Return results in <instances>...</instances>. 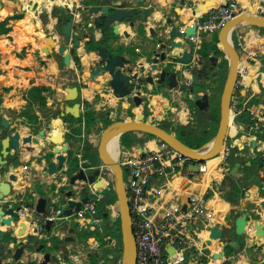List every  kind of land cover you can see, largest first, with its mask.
I'll return each instance as SVG.
<instances>
[{
	"label": "crops",
	"instance_id": "crops-1",
	"mask_svg": "<svg viewBox=\"0 0 264 264\" xmlns=\"http://www.w3.org/2000/svg\"><path fill=\"white\" fill-rule=\"evenodd\" d=\"M235 1L240 6L238 14L244 12L246 16H264V0ZM32 2H35L36 7L30 10ZM98 2L99 0H69L64 3L62 0H41L40 2L37 0H0V23L5 20L3 26L0 24V118L5 117L7 122L16 125L21 137L27 134H37L41 129H44L47 135H51L57 128H60L63 131L64 141L67 143V150L63 152L67 157L66 162L53 174L47 173L48 163L54 160L55 156L52 149L53 144H50L48 140H44L40 146L34 143H22L20 140L19 149L13 155L7 156L5 165L0 164V179L5 176L11 184L9 194L3 201H0V204L4 209L12 206L15 211L14 220L9 225H5L6 253L4 256L7 255V257H0V264L4 262H6L5 264L39 263L43 260V254L47 252L44 251L45 248L52 247L54 237L60 239L63 237L64 239L65 236H71L72 239L69 241L73 240L75 232L73 224H78L79 229H84L87 232H92L95 229L96 225L92 228L94 215L78 219L72 209L74 213L70 216L64 214L61 218L50 219L48 229H46V221L43 228V234L46 237L38 239V242L44 244L42 250L36 251L38 243L27 245L19 262L13 261L11 258L17 243L35 230V220L39 215L35 210V205L39 198L46 199L45 209L60 207L64 213V210L68 208V199L80 201L84 196L89 198L97 193L101 195L99 198L101 201L104 191L108 188H111L115 194V174L109 166L104 164L99 152L100 136L108 126H104L100 115L108 118L111 123L129 118L128 116L131 114L136 116L140 113L144 114V112V116L153 119L155 123L165 124L168 121L169 124L186 125L194 121L193 103L190 104L186 100L188 95L186 91L182 92L176 89L168 91L165 83L155 86L152 81L147 80L148 75H151L153 79L158 78L161 68L151 69L153 57L157 52L163 51L160 49V43L156 41V38L159 37L157 34H163V43H166V46L172 41L181 40L180 46L167 48V53L171 56L179 55L188 49V41L194 43L192 55L194 59L202 60L208 71V76L202 79V85L195 87L194 90L199 94L207 91L209 100H211V95L216 92L215 80L219 64L223 60L230 63V56L224 51L218 39L221 28L228 21L214 33L197 32L195 28V31L190 34L174 36L171 34V30L174 28L177 32H183L195 26L201 18L197 17L199 11L193 12V9L201 0H145L139 5L141 8L149 9L145 24L132 27L129 23L120 22L117 34L110 30L105 35H101L99 29L90 26L92 15L88 13V7ZM108 3L111 6L122 5L127 8L134 4L130 0H108ZM58 4H63L64 8H68L69 16L74 21L72 32L82 37L76 48H71L69 44H66L67 51L70 53L69 65L63 63V57L58 52L47 55L42 50V47L49 44L47 38L49 35L53 37L56 44L62 45L60 29L55 26L58 14L53 13V8H56ZM42 7H45V11H41ZM16 13L21 17L11 18ZM160 17H162L163 23L167 17L172 19L171 24L165 25L163 30L159 29V25L156 23ZM4 28L9 29L4 30ZM150 28H154V35L150 34ZM90 39L97 41L107 50H114V54H121L131 60V63L126 66H133L132 73L138 74L134 78L132 93H139L142 96V102L139 105H135L130 98H116L112 94L107 85L109 79L107 72L98 74L92 79L89 78L95 68V62L98 60L96 50L88 47L87 42ZM228 39V35H226V41L230 42ZM238 41L242 43L241 47L237 45ZM230 43L239 52V64L245 65L247 69L244 86L238 89L243 99L236 95L234 100L236 102L239 99L241 105L235 109L234 102L232 103L234 112L230 116L232 119L228 127L227 138L231 139V143L237 147V150L233 151L231 155L236 158L235 161L242 163L247 160L251 162L253 153L262 156L264 160V136L259 138L254 134L259 123H262L261 126L264 128V28L251 25L249 20L243 19L234 27ZM214 45L222 54L214 53ZM202 50H205L206 56L203 55ZM75 56L78 57L79 62H76ZM194 63L195 60L183 65L176 62V66L185 68L189 77L188 74L194 68L199 67L197 63ZM71 86L78 87L77 101L81 104L80 115L84 113L86 106L94 114V120L87 129L82 121L76 122L66 119V115L60 116V111L73 103L72 101L58 100L64 98L66 87ZM32 87L45 88L40 93L43 97L42 104L39 100L29 99V90ZM213 87H215L214 91L211 89ZM209 89L212 90V93ZM241 89L244 91L241 92ZM29 102L31 105L26 108ZM242 110L247 111L244 120L240 117ZM236 116H238L237 119ZM71 129L78 131L72 132ZM124 133H131L128 136L130 143L123 144L121 135L119 136L121 148L118 150V157L115 154L116 150L111 146L113 142L110 145L108 143V148L106 147L108 156L117 160L119 164V158L123 156L124 151L134 155L141 149L140 144L145 142V136L138 131ZM6 135L7 130L0 126V137ZM252 138L259 142L256 148L251 147L250 140ZM212 143L209 144V149L212 147ZM10 150L13 149L10 148ZM94 151L100 159L99 164L89 159ZM214 158L217 159L207 160L208 169L205 172L198 173L192 178H183L184 185L181 188L174 184L175 177L169 180L153 179L151 189L157 195L159 206L183 205L187 202L190 194L205 195L207 206L212 211V217L207 228L203 229L201 221L198 223L199 229L202 230L200 232L201 241L207 254L203 259L204 263L240 264L241 260L251 259L252 262L261 261L264 264V242L260 244L255 240L252 229H247V233L243 236H237L234 233V219L242 211L247 213L249 222L258 219L264 224V164L260 166L259 182L251 184L244 191L241 200H245L247 204L243 208L240 203L235 205L230 203L222 197L218 188H213V183H219L224 174L229 171L228 163L222 164L218 155ZM85 161L89 164V167L85 169L87 174L100 168L101 174L96 179L97 183L89 185L77 181L75 184H70L69 166L72 163L80 164ZM241 175L240 171L235 174L237 177ZM208 190H211V194L206 196ZM69 191L71 194L67 195ZM101 203L99 210L101 212L108 211L111 215L110 209L114 207L115 202L109 201L108 197L107 201ZM237 212L238 215H236ZM7 217L8 215L5 214L1 216V219ZM106 217L111 220L109 216ZM95 219L97 221L94 224H98L97 227H99L103 216ZM99 221L101 222L99 223ZM212 224H216L224 231L229 230L231 237L227 236V233V238H236L242 241V250L238 257H233L232 249H230L228 254H224L221 259L213 258V254L219 252L221 248L217 240H210L207 243L209 228ZM249 224L251 226V223ZM21 229L22 233H19ZM50 251V255L56 258L54 254L56 250L51 249ZM50 261L47 264L51 263Z\"/></svg>",
	"mask_w": 264,
	"mask_h": 264
},
{
	"label": "water",
	"instance_id": "water-1",
	"mask_svg": "<svg viewBox=\"0 0 264 264\" xmlns=\"http://www.w3.org/2000/svg\"><path fill=\"white\" fill-rule=\"evenodd\" d=\"M20 1V0H17ZM134 2L133 6L130 8L123 7L122 5L111 6L108 3V0H99L97 4H92L88 7V13L92 15V22L90 26L99 29L101 35L108 34L110 30L114 34L118 33V25L120 22L129 23L132 27H139L146 23V16H148V8H141L139 5L145 0H130ZM218 0H201V2L194 7L193 12H198V18H202L203 14L206 12L208 6L216 4ZM226 2L227 0H219ZM35 2H32L30 5V10L35 8ZM56 23L55 26L60 29L62 35V45H58L53 40V37L49 35L48 43L46 47H42V50L45 54L49 55L55 52H58L63 57V63L65 65L70 64V53L67 51L66 44H69L71 48H76L79 46L82 37L75 35L72 32L74 26L73 19L69 16L68 8H64L63 5L58 4L56 6ZM41 11H45V7L41 8ZM243 19L249 20V24L263 27L264 28V16L263 15H252L246 16L243 13L236 14L231 20H229L220 30L218 34V39L222 44L224 51L230 56V63L228 64L227 78L225 80L222 92L220 94V103H219V122L216 134L210 140L213 142V146L209 149H203L206 144L202 145L199 148H191L188 145L184 144L178 136L174 133L168 132L161 124L152 122L148 119L143 118V114H137L135 117H129L123 120H117L107 126L105 131L100 136L99 143V152L101 158L106 166H109L114 174V192L116 194L117 201L114 203L118 211V217L120 219V229L115 233L116 237H121L122 242V256L123 262L126 264H134V242L129 224V212H128V203L125 193V182L123 177V172L120 164L117 160L108 156L106 153V147L108 148V143L110 139L114 136H119L127 131H138L142 133L151 134L154 137L158 138L169 144L171 147L179 151L180 153L187 156L193 162H204L211 158L216 157L219 154V151L222 145L226 142L228 137V127L231 121V115L234 110L232 108L233 97L236 90V79L238 74V69L241 67L239 64L240 55L236 48L233 47L231 42V34L234 27L240 23ZM172 19L167 17L163 23L162 17L157 19L159 29H164L165 25L171 24ZM158 29V30H159ZM150 34H155L154 28L149 29ZM171 34H190L195 31V26H192L190 29H186L183 32H177L174 28L171 30ZM124 35H126L124 33ZM159 37L156 38V41L160 43V49L162 52H157L152 59L151 69L155 70L158 67H161L159 70V77L153 79L151 75H148L147 80L152 81L153 85L159 86L162 83H165L168 91L174 89L179 91H186L187 96L193 100V107L195 113H204L207 112L210 107L209 93L204 91L202 93L196 92L195 87H200L202 85L203 77L208 76V71L206 65L203 64L202 60L194 59L192 55V49L194 43L192 41L187 42V47L185 51L181 52L179 55H173L167 53V48L178 47L181 45V40L172 41L166 46V43H163V34H157ZM226 35H228V41H226ZM186 39V38H184ZM102 43V42H101ZM173 49V48H172ZM98 60L95 62V68L92 70V73L89 75V78L92 79L98 74L107 72L109 79L107 85L110 87L112 94L116 98H130L135 105H139L142 102V96L138 93H132L134 78L138 76L136 72L132 73L133 66H126L131 63L130 59L125 58L121 54H114V50H107L101 44H98L95 47ZM195 60L194 64H198V68H194L187 76V70L180 66H176V62L179 64H188ZM170 64V66H168ZM173 64V65H171ZM146 80V79H145ZM250 81V80H249ZM248 81V83H249ZM137 85V84H136ZM102 88H104L102 86ZM66 95L64 98H59V101L67 100L72 101L71 105L64 107L60 111V116L63 117L67 114L78 117L80 115V102L77 101L78 87L71 86L66 87ZM244 89H241V92ZM208 118H212V114L208 115ZM0 126L7 130V135L0 137V164H6V158L8 155H13L16 150L20 147V140L22 143H34L37 146H40L44 140H48L50 144H53V152L55 153L54 160L49 161L47 173L53 174L57 168L63 166L66 162L67 157L63 154L67 150V143L63 138V131L60 128H57L55 132L51 135H47L44 129L39 130L37 134H27L25 136H20V132L17 130L16 125H12L7 122L5 117L0 118ZM206 128H203L205 130ZM183 133V130L181 131ZM252 148H256L259 145V142L255 138L250 140ZM12 148L13 150H10ZM209 149V150H208ZM208 150V151H207ZM253 158L257 159L258 165L263 166L264 160L262 156H258L257 153L252 154ZM250 160L242 163L235 161L233 165L229 168V174L235 175L240 168L244 165H249ZM89 167L88 162H82L80 164L72 163L69 166V172L71 176L69 177V183L75 184L77 181H82L85 183L96 184V179L100 176V168L93 170L91 174H87L85 169ZM11 189V184L7 180V177L3 176L0 179V201L9 194ZM71 191L67 192V195H70ZM88 200V196H84L80 201L73 199H68V208L64 210V214L67 216L72 215L74 212L78 211L85 201ZM246 201L241 200L240 205L245 208ZM264 204V202H263ZM46 199L39 198L35 205L36 212L40 213L45 210ZM104 207V206H103ZM74 209V212L72 211ZM14 208L12 206L7 207L6 209L0 204V257L4 256L6 251V244L4 238L6 235L5 225H9L14 220ZM8 215L7 218H2L3 215ZM95 218L100 216L106 217L109 216L111 221L117 219L116 216L110 215L108 211L101 212L100 210L96 211L94 214ZM47 220L46 229L49 228V222ZM251 223V226H249ZM252 228V234L260 244L264 242V224L258 219H254L251 222L247 219V213L242 211L239 216L234 219V233L237 236H243L247 233V229ZM19 233H22V229L19 230ZM66 241L72 239L71 236H65ZM217 240L220 246V251L213 254V258L221 259L225 254L224 248L229 247L232 249L233 257H238L242 250V241L236 238H227L225 231L219 228L216 224H212L208 232V240ZM38 243V244H37ZM37 244L36 251H40L44 248V244L38 242V238L34 232L27 234L25 239L20 240L17 243V247L13 250L12 260L19 262L21 254L24 248L27 245ZM172 249L169 248V251ZM54 260L55 257L51 256L49 252L43 254V260L38 264H47L50 260ZM185 264V263H183ZM240 264H263L261 261L252 262L251 259L241 260Z\"/></svg>",
	"mask_w": 264,
	"mask_h": 264
},
{
	"label": "built area",
	"instance_id": "built-area-1",
	"mask_svg": "<svg viewBox=\"0 0 264 264\" xmlns=\"http://www.w3.org/2000/svg\"><path fill=\"white\" fill-rule=\"evenodd\" d=\"M239 11L240 6L235 0L210 5L196 22V31L214 33ZM237 45L241 47L242 43L238 41ZM246 76L247 69L241 65L236 90L244 86ZM231 152L230 144L225 142L218 154L222 164H227ZM188 163L190 165L193 161L159 139L152 146L146 144L134 155L128 151L123 152L120 165L127 176L124 182L134 242V264H205L203 259L207 254L200 237L202 230L198 226L201 221L204 229L211 222L212 211L207 206L205 195L190 194L183 205L161 207L156 193L151 189L153 179L169 180L176 176L192 178L208 169L207 161L197 162V169L189 168ZM100 197V194L94 193L82 203L75 216L78 219L92 217ZM63 215L60 207H50L40 212L34 230L38 239L46 237L43 228L47 220L61 218ZM95 221L97 219L93 217L92 228L96 225ZM169 248L172 250L169 251Z\"/></svg>",
	"mask_w": 264,
	"mask_h": 264
},
{
	"label": "trees",
	"instance_id": "trees-1",
	"mask_svg": "<svg viewBox=\"0 0 264 264\" xmlns=\"http://www.w3.org/2000/svg\"><path fill=\"white\" fill-rule=\"evenodd\" d=\"M20 14H13L11 18H20ZM4 21H2L0 24L1 26L4 25ZM9 28H4V30H8ZM88 47L90 49H95V47L98 45L97 41H94L93 39L88 40ZM214 53L216 55L222 54V52L214 45ZM203 55L206 56L205 50H202ZM76 62H79L78 57L75 56ZM228 72V62L226 60H223L219 64V70L216 77V92H214L211 96L210 100V107L207 112L205 113H195L194 116L196 117L195 121L189 122L186 125H179V124H164L161 123V125L171 133H174L176 136L180 138V140L188 145L191 148H199L205 143L212 140L214 135L216 134L218 122H219V103H220V94L222 91V87L224 85V82L226 80ZM45 90L43 87H32L29 90V99L33 100H39L40 104L43 103V97L40 95L41 91ZM236 95L241 99L243 97L240 95L239 90H236ZM186 100L192 104L193 100L190 98H186ZM239 99L234 102V108L238 109L241 105ZM31 105V102L27 105L26 108H28ZM84 110V113L78 117H72L71 115H66V119H71L76 122H84V127L87 129L89 124L94 120V114L87 108ZM26 111V110H25ZM24 111V112H25ZM27 112V111H26ZM145 114V112H144ZM212 114V118L208 119V115ZM247 111L242 110L241 112V118L244 120V117L246 116ZM104 126H107L111 123V121L106 118L105 116H99ZM238 116H236V119ZM262 123H259L257 130L255 131V135L259 138H262L264 136V128L261 126ZM203 128H206L203 130ZM183 130V133L181 131ZM72 132H77L76 129H71ZM131 133H122L121 134V141L123 144H129L128 136ZM149 136L154 137L153 135L149 134ZM156 140L158 138L154 137ZM226 142H228L231 146L232 152L237 150V147L231 143V139L227 138ZM89 159L96 163H100V159L97 156L96 151H94L93 154L90 155ZM235 157L233 155H230L227 159L228 166H232L235 162ZM261 170V167L258 165L257 159L253 158L249 165H244L242 169L239 171L242 173L241 176L237 177L235 175H230L227 171L223 178L220 180L219 183H213V188H218L221 191V195L224 199L229 201L232 204H239L241 199L244 196V191L253 183L259 182V171ZM212 173H215L212 171ZM174 184L181 188L184 185V179L180 176H176L174 179ZM211 194V190L207 191L206 196H209ZM109 197V201L113 202V200L116 199L115 194L113 193L111 188H108L104 191V196L102 197L101 201L99 200L96 210H99L101 207V202L107 201V198ZM239 213L237 212L236 215ZM73 230L75 231L73 233V240L72 241H65L63 238L54 237L53 239V245L51 248H47L48 251L51 249L54 250H61L63 246H66L68 244H74L76 242L82 241L85 237H88L89 235H92L100 242L101 252L98 250H92V252L89 253L88 258L91 263H99L102 256H104L103 261L100 264H122V242L121 237H116L115 233L120 229V223L118 220L116 221H109L108 217H103V221L100 224L99 227H95V229L92 232H87L84 229H79L78 224H73ZM225 234L231 237V233L228 230H225ZM112 236L115 239V246H112L111 248H103V245L107 241L108 237ZM240 239H242L240 237ZM231 248L225 247L224 251L225 254H228V250ZM109 253H111V256H109ZM62 258H66V254L64 252L61 253ZM4 257H7L4 256ZM9 264V263H8ZM16 264V263H15ZM68 264H76L73 262H68Z\"/></svg>",
	"mask_w": 264,
	"mask_h": 264
},
{
	"label": "rangeland",
	"instance_id": "rangeland-1",
	"mask_svg": "<svg viewBox=\"0 0 264 264\" xmlns=\"http://www.w3.org/2000/svg\"><path fill=\"white\" fill-rule=\"evenodd\" d=\"M63 5V4H62ZM57 11V9L54 7L53 8V13H55ZM214 88H211L213 91H214ZM210 90V92L212 93V90ZM187 98V96H186ZM135 115L131 114L129 115L128 117H134ZM143 118L145 119H149L148 116H144L143 114ZM196 117L194 118V121H195ZM150 121H153V119H149ZM154 122V121H153ZM156 123H159L161 124L162 122H156ZM167 125H170L169 122L167 121V123H165ZM141 135L145 136V142L141 143L140 144V148H143L146 144H151L155 141H157L154 137H151L149 136V134L147 133H142L140 132ZM211 143V141L207 142V145H205V147H203V149H207L209 144ZM206 144V143H205ZM119 148H121V145H120V142H119V139H118V143H117V150H116V156L118 157V154H119ZM121 156L119 158V161L121 160ZM217 159V158H215ZM215 159H212L213 161ZM189 165V163H188ZM231 167V166H230ZM229 167V168H230ZM189 168L191 169H197V163L193 162L189 165ZM124 178L126 180L127 176H126V173L124 174ZM117 201V198L115 200H113V202H116ZM110 213L111 215L113 216H116L117 219L120 223V219L118 217V211L116 209V207L114 206L113 208L110 209ZM115 220V221H116ZM111 221V220H109ZM101 221H99L100 223ZM114 222V221H113ZM98 226V224H96V227ZM63 238V237H61ZM100 245V242L98 240H96V238L92 235H89L88 237H85L82 241L80 242H76L74 244H68L66 246H63L61 250H56L55 251V255H56V258L54 261H50L51 263L49 264H68V262H73V263H76V264H96V263H91L89 261V258H88V255L90 252H92V250H98L99 252H101V247L99 246ZM112 246H115V239L110 236L108 237L107 241L105 242V244L103 245V248H111ZM44 251H47V252H50L51 251H48L47 248H45ZM64 252L66 254V258H62L61 256V253ZM109 256H111V253H109ZM103 258H101V260L99 261V263L97 264H100L103 259H104V256H102ZM3 259V258H2ZM123 256H122V264H124L123 262ZM5 261V259H3ZM6 262H4L3 264H5ZM25 264H38L37 262H28V263H25Z\"/></svg>",
	"mask_w": 264,
	"mask_h": 264
},
{
	"label": "bare ground",
	"instance_id": "bare-ground-1",
	"mask_svg": "<svg viewBox=\"0 0 264 264\" xmlns=\"http://www.w3.org/2000/svg\"><path fill=\"white\" fill-rule=\"evenodd\" d=\"M34 1H36V0H34ZM38 2H40L41 0H37ZM53 1H55V0H53ZM62 2L64 3V2H69V0H62ZM51 3V2H50ZM113 142V143H112ZM110 143H112V148L113 149H115V150H117V143H118V139H117V136H114V137H112V139L109 141V145H110ZM151 146H152V143L150 144ZM212 146H213V143H212ZM208 151V150H207ZM212 159H215V158H212ZM212 159H209V160H212ZM208 160V161H209ZM124 264H126V262L124 263Z\"/></svg>",
	"mask_w": 264,
	"mask_h": 264
},
{
	"label": "flooded vegetation",
	"instance_id": "flooded-vegetation-1",
	"mask_svg": "<svg viewBox=\"0 0 264 264\" xmlns=\"http://www.w3.org/2000/svg\"><path fill=\"white\" fill-rule=\"evenodd\" d=\"M205 113V112H204Z\"/></svg>",
	"mask_w": 264,
	"mask_h": 264
}]
</instances>
